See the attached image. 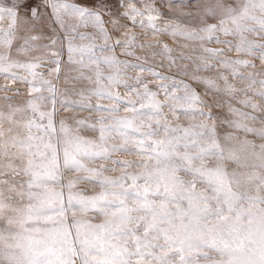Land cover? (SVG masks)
I'll return each mask as SVG.
<instances>
[{
	"label": "snow or ice",
	"instance_id": "6c2138e0",
	"mask_svg": "<svg viewBox=\"0 0 264 264\" xmlns=\"http://www.w3.org/2000/svg\"><path fill=\"white\" fill-rule=\"evenodd\" d=\"M43 2L51 8L56 21L63 23L64 14L77 15L84 21V26L88 23L97 26L105 41L111 38L102 17L108 8L105 0H96L91 8L68 3L67 0ZM3 3L4 0H0V18L5 14L9 16L12 20L10 27L18 23L21 12H25V20L40 16L33 0H12L11 7H4ZM169 6L173 12L178 11L172 3ZM119 7H124L123 0ZM144 8L147 26L157 30L156 22L163 13L151 2H145ZM109 14L116 17L112 23L118 27H123L119 20L124 17L131 19L134 25L145 26L144 19L137 20V17H144L145 12L134 4L122 13ZM181 15L189 16V22L201 25V31L206 35L200 39H216L217 42L231 44L232 41H220L219 37L211 34L222 31L225 35L238 36L240 43L236 48L241 51L251 52L253 49V43L244 36L246 31L256 30L249 22H255L264 31V0H196L195 11ZM210 20L218 23H210ZM169 29L173 35H198L171 22H166L160 30ZM3 35L4 43L11 47L14 33L9 31ZM132 40H135L134 36ZM109 47L114 48L115 45L105 43L99 49L105 51ZM259 47L264 53V45ZM96 48V45L80 48L69 45V60L73 59L72 53L75 52L82 67L88 66L84 64L85 57L94 64L128 63L115 57H97ZM205 51L217 54L222 50ZM261 58L264 59V54ZM5 59L10 58L0 56V61ZM223 63L254 67L251 61L242 59H225ZM36 66L13 62L7 67L0 66V72H8L12 67ZM209 67L214 65L205 64L204 70ZM230 70L234 76L251 81L248 89L258 83L260 89L254 94L264 98V79L257 80L251 73L244 76L235 67ZM153 74L163 80L174 79L158 72ZM96 75L99 82L103 74L97 69ZM106 79L121 83L116 76L110 75ZM194 79L204 83L207 91H222L233 97L238 91L248 90L237 89L222 74L223 89L212 78ZM123 83L129 87L126 81ZM143 87V93L133 89L138 96L146 98L139 107L136 101L124 100L119 94L95 90L98 96L124 103V111L132 113L124 117L110 116L107 118L113 121L110 124H105L106 118L100 117L98 141L73 134L64 122H61L58 133L52 114L39 111L32 101L29 104L33 113H38L41 120L47 117V124L37 123L34 115L22 125L28 129L26 134L10 135L11 129L7 133L0 130V141L5 145L0 150L6 151L9 142L19 146L20 151L12 155H27L20 170L29 177L19 189L8 185L9 191L27 200L26 204H13L12 198L5 196L0 189V264H76L77 258L80 264H152L153 261L176 264L173 257L179 258V264H200V257L205 264H264V142L256 145L253 140H241L233 133L220 136L217 126L206 121L193 122L187 127L173 126L162 111L166 102L174 112H182L185 116L206 117L207 120L222 118L205 111V107L211 108L213 104L202 99L186 83L161 84L159 87L165 90L167 101L156 99L157 93L150 92L147 85ZM181 88L185 93L183 96L173 91ZM240 103L264 112V105L246 95ZM217 104L221 107L227 104L229 112L236 117L224 119L223 123L264 141V117L234 107L228 101H217ZM98 110L115 113L121 109L114 105L106 109L98 106ZM145 116L148 117L147 122L144 121ZM137 120L141 121L139 126L136 125ZM257 120L259 127L250 123ZM91 128L97 130L96 125ZM113 132L125 142L109 149L104 145ZM129 142L139 155L147 159L115 161L125 169L119 177L103 176L100 170L89 168L85 163L97 158L110 159L111 151L131 152L133 148L128 147ZM229 165L234 167L230 169ZM133 166L141 170H126ZM8 167L16 170L11 163ZM65 170L89 173L78 179H95L102 190L92 196L73 192L72 188L78 181L71 180L65 185ZM50 185H58L60 189L66 187L68 191L57 190ZM76 209L85 214L97 212L104 219L100 223H92L78 218ZM210 252L219 258L210 256Z\"/></svg>",
	"mask_w": 264,
	"mask_h": 264
},
{
	"label": "rangeland",
	"instance_id": "374dc122",
	"mask_svg": "<svg viewBox=\"0 0 264 264\" xmlns=\"http://www.w3.org/2000/svg\"><path fill=\"white\" fill-rule=\"evenodd\" d=\"M68 3L94 7L96 0H67ZM108 8L102 13L104 27L107 28L108 35L111 37L105 41L103 34L98 27L92 23L84 26V21L77 15L64 14L62 16L63 23L56 21L52 16V10L43 0H33V3L40 10V16L37 19L25 20V12H21L20 19L15 26H12V20L6 14L0 18V56L9 57L0 61V66L7 67L9 63L19 64H35L34 68L12 67L8 72H0V130L7 133L8 129L12 132L10 135L26 134L28 129L22 125L28 120L36 117L37 123L47 124V117L40 119L38 113L34 114L29 104L34 102L39 111L50 112L52 121L57 132H60L61 122H64L73 134L84 138L98 141L99 138V120L105 117V124L113 123L107 119L110 116L124 117L131 116L130 111H124L126 105L118 103L115 100L107 99L95 94V90H103L119 94L124 100H134L139 104L146 101L142 95H137L136 89L140 93L145 91L143 85H147L150 92L157 93L156 99L167 101L165 90L159 87L161 84L172 85L173 83H186L190 85L202 99L212 103L211 108L205 107V111H211L222 119L207 120L206 117L185 116L182 112H174L169 103H164L162 111L167 120L173 126L187 127L191 123H200L206 121L209 124L216 125V131L220 136L226 133H233L239 139L247 138L253 140L256 145L264 142L255 135L229 127L223 123L224 119L236 118L229 112L227 104L222 107L218 106L217 101H228L234 107L254 113L257 116L264 117V112L252 109L240 103L245 95L253 99L256 103L264 105V98L254 94V91L260 89L257 83L248 89L251 81L234 76L230 70L235 67L244 76L250 73L254 74L255 79H264V59L261 58L262 49L260 45H264V31H261L259 25L255 22H249L255 31H246L244 36L248 41L253 43L251 52L237 50L236 45L240 43V38L234 35H225L222 31L212 33L213 37H219L220 41H232L231 44L217 42L216 39H200V36L206 35L201 31V25L189 22L191 17L181 15L195 11L196 0H123L124 7H119L121 0H105ZM145 2H151L159 9L163 15L157 20V30L147 26V12L144 8ZM170 3L178 9L173 12ZM12 0H4V7H11ZM134 4L136 8L145 12L144 17H137V20L144 19L145 26L141 27L139 23L135 25L131 19L120 18L119 23L123 27H118L112 23L115 16L111 13H122L129 10V5ZM256 14H259L258 12ZM166 22L173 25H181L187 31H195L197 36L189 37L184 35H173L171 29L163 31ZM210 23H218L217 20H210ZM13 32L15 38L8 47L4 43V33ZM127 34V35H126ZM135 40H132V37ZM121 43L117 44V41ZM129 41V43H123ZM115 45L109 47L105 51H100L99 46ZM74 48L96 45L95 56L97 57H115L119 61H127V64L106 63L94 64L90 63L87 57L84 58V64L88 66L82 67L79 63L80 57L74 52L73 59L69 60L68 47ZM141 45L143 47H141ZM167 49H170L169 52ZM205 49L222 50L217 54L205 51ZM131 52L132 55L127 53ZM227 60L242 59L251 61L254 67L244 65H229L223 63ZM174 61V62H173ZM214 65L204 70V65ZM140 65L141 67H134ZM103 75L99 78L96 70ZM154 72H158L161 76L174 77V79L163 80ZM12 73L16 75L13 76ZM221 74L228 77V82L234 84L237 89H248L238 91L235 97L229 96L221 92L207 91V86L194 77H209L215 80L221 89L224 88V80L220 79ZM116 76L121 83L116 84L106 79L107 76ZM127 82L129 87H125L123 82ZM36 89L35 91L33 89ZM177 95H185L181 89H174ZM215 98V99H214ZM117 106L121 110L119 112L110 113L106 110H98V106L104 109ZM12 117L10 120L9 117ZM179 117V118H177ZM18 121L19 123H14ZM144 121H148V117H144ZM83 122V123H79ZM140 120L136 121L139 126ZM256 127H259V121H250ZM96 125L97 130L93 131L91 126ZM156 127L155 124L152 125ZM32 131H35L34 129ZM55 139V138H53ZM125 141L116 133H111V139L105 143V147L111 149L112 145H120ZM5 147L3 141H0V148ZM129 148H133L131 152L111 151L110 159L97 158L94 160H86L85 163L89 168L98 169L103 176L119 177L125 170L115 161H133L139 162L147 157L139 155L134 146L129 142ZM259 149L257 148V151ZM20 151L19 146L12 145L10 142L6 145V151L0 150V189H3L5 196L12 198L13 204H26L27 200L18 197L14 192L8 190V185H14L16 188L22 187V182L27 181L29 177L20 170V167L26 163L27 155H12ZM15 166L16 170L8 167V164ZM234 167L229 165V168ZM130 172H139L141 169L133 166L126 169ZM90 175L82 171L65 170L63 174V182L65 185L71 180L78 182L72 188L73 192H78L84 196H92L102 190V186L95 179H78L79 177ZM56 187L57 190L65 192V187L60 189L58 185H50ZM78 218L89 220L92 223H100L104 217L97 212L90 211L82 213L79 209L75 210ZM155 251L159 252V249ZM210 256L219 258L214 252L209 253ZM136 259V258H134ZM148 259V258H146ZM176 264H179V258L173 257ZM200 264H205L203 257L198 258ZM76 264H80L77 258ZM152 264H157L153 261Z\"/></svg>",
	"mask_w": 264,
	"mask_h": 264
}]
</instances>
